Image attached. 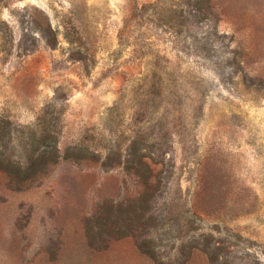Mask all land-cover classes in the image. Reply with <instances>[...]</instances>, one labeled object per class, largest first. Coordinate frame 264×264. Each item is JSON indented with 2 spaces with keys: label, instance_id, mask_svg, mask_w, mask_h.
<instances>
[{
  "label": "rangeland",
  "instance_id": "obj_1",
  "mask_svg": "<svg viewBox=\"0 0 264 264\" xmlns=\"http://www.w3.org/2000/svg\"><path fill=\"white\" fill-rule=\"evenodd\" d=\"M0 264H264V0H0Z\"/></svg>",
  "mask_w": 264,
  "mask_h": 264
},
{
  "label": "trees",
  "instance_id": "obj_2",
  "mask_svg": "<svg viewBox=\"0 0 264 264\" xmlns=\"http://www.w3.org/2000/svg\"><path fill=\"white\" fill-rule=\"evenodd\" d=\"M200 4V2H198ZM208 15V14H207ZM197 19H202L200 16H197ZM58 136L57 133L54 130L48 131L46 135L43 138V143L45 145V149L40 152H35L31 159L27 161H18L16 165L14 166L16 171L19 174L25 173V172H31L32 174L36 173L38 170L36 169L37 166H42L44 164V167H48L49 165H53L57 163L61 157L60 149L58 146ZM93 153L91 154V151L89 148L86 147H71L67 149V154L65 155V158L67 159H73L77 160H89L91 159ZM93 156H96L95 154ZM130 161V159H129ZM131 166L129 169L132 168H138L142 169L146 168L147 170L151 171L149 165L145 161V153H142L140 149H136L133 158L131 159ZM40 166V167H41ZM43 167V166H42ZM155 180L152 178V176H148L145 181V185L147 188V191L154 193L156 190L160 187V181L158 180L157 183H155Z\"/></svg>",
  "mask_w": 264,
  "mask_h": 264
}]
</instances>
